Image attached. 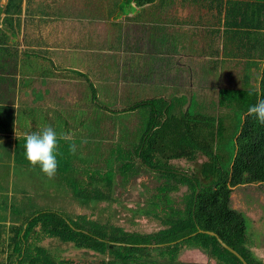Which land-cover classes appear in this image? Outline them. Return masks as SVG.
<instances>
[{
    "label": "trees",
    "instance_id": "obj_1",
    "mask_svg": "<svg viewBox=\"0 0 264 264\" xmlns=\"http://www.w3.org/2000/svg\"><path fill=\"white\" fill-rule=\"evenodd\" d=\"M134 1L141 7L154 4L157 0ZM2 2L3 0H0V24L3 28H12L14 25L11 16L22 13L23 0H8L6 4ZM227 2L229 6L230 3ZM256 12L264 17V0L259 2ZM226 13V17L230 19L229 8L226 9ZM251 13L252 11L248 12L245 8L244 13H240L238 23L231 27L239 28L236 31L239 34L248 27H257V24L248 25L251 23L250 17H253ZM242 34H248V31ZM254 51L255 54L246 53L249 59L244 62V69L251 71L253 68H260L258 85L250 83L252 76L247 72L243 88L219 90L218 105L233 113L229 123H227L229 116H215L198 110L195 96L190 99V105L185 111L183 106L186 98L183 96L172 101L162 97L142 100L125 109L111 111L113 114L141 112L142 128H139L138 143H132L129 158L123 152L121 154L113 152L111 157L115 158V161L107 159V170L104 173H94L90 177L94 183L103 182L108 192L96 187L88 189L85 186L87 182L83 180V183L81 182L83 187L76 186L70 177L71 173L67 175V183L73 188L77 187V190H74L75 196L90 204L111 199V188L117 173L124 181L139 175L141 169L154 173L161 183L149 200V208L142 209L141 213L146 212L149 216L159 219L163 228L147 234L132 233L119 226L104 225L85 215L71 217L69 214L51 209H36L23 216L22 224L12 229L13 236L8 248L12 250L13 255L8 257V263H79L73 259L52 258L48 249L39 245L40 239L46 237L71 243L79 249L114 256V260L109 262L101 260L100 264H115L116 261L127 263L130 257L125 255V252L151 249L167 252L171 259L175 260L185 246L207 252L220 264H244L235 254L222 246L220 238L236 250L248 264H263L247 247V216L232 207V194L235 188L264 184V124L248 111L252 104L264 97V49L260 52ZM93 97V101L97 99L95 88ZM99 108L107 109L102 106ZM69 141L58 137L57 173L61 172L64 175V171H70V164L65 161L70 154ZM24 143L25 137L17 141L16 155L21 158L22 163L31 164L26 159ZM199 155L205 156L207 161L198 167L196 173L179 172L170 164L171 160L176 159L195 162ZM117 164L119 167L116 170ZM180 186H187L190 192L184 196L183 205H176L171 194L178 191ZM199 230L214 232L219 238L200 233ZM174 262L176 263L172 261L170 264Z\"/></svg>",
    "mask_w": 264,
    "mask_h": 264
},
{
    "label": "crops",
    "instance_id": "obj_2",
    "mask_svg": "<svg viewBox=\"0 0 264 264\" xmlns=\"http://www.w3.org/2000/svg\"><path fill=\"white\" fill-rule=\"evenodd\" d=\"M7 1L3 0L2 3L6 4ZM200 1L157 0L154 4L140 7L134 0H23L22 13L11 16L14 26L3 28L0 24V264H9L8 257L13 255L8 248L13 236L12 229L21 225L23 216L38 206L31 203L32 196L35 198L39 192L26 189L25 184L21 186L20 180L23 173L32 175V171L42 170L38 165L22 163L16 155L17 141L24 138L26 133L47 126H53L58 131L54 115L63 108L73 115L71 119L62 118L69 133L60 137L71 140L75 137V133L71 132L76 130L71 123L75 118L74 109L78 111L80 107L81 112L86 110L88 113L94 103L93 93L90 96L89 92L81 90V82L75 76L35 74V61H42V57L33 52L61 54L71 51L95 55L105 52L100 64L102 68L104 64L111 63L109 54L115 49L116 53L121 50L119 41L125 43L126 39L127 47L122 55L124 66L130 69L127 78L138 75L139 72L132 67L141 65V71H144L143 75L140 74L141 82L151 84L174 82L180 73L184 74L183 69L180 72L181 65L183 68L187 64L193 65L188 76L190 81H195L191 75L194 76L200 52L209 63L215 61L214 66L239 59L245 67L244 62L249 59L247 52L255 54L254 50L260 52L264 49V17L256 12L261 0H202L205 2L202 6ZM179 8L191 11L188 20L185 17L179 19ZM228 8L231 10L230 19L226 17ZM245 8L248 12L252 11L250 15L253 14L248 25L257 24V27H248L239 34L236 32L239 28L231 26L238 23L240 13L243 14ZM118 30L120 33L116 34ZM247 31L248 34H242ZM48 58L56 61L53 55ZM92 61L88 59V62ZM180 61L185 63L180 64ZM24 67L25 72L22 73ZM87 68L88 75L96 80L89 64ZM210 68L208 63L201 66L207 75L215 72ZM56 74L59 72L56 71ZM69 100H72V108ZM81 100L87 102L86 105H82ZM46 176H43L46 180H58L57 173L50 179ZM50 196L57 202L50 200L52 203L49 207L38 206V209L59 210V196ZM48 252L52 258H57L54 253ZM98 254L103 258L95 262L66 259L76 260L79 262L77 264H100L101 260H114L109 253ZM124 254L130 260L127 263L116 261L115 264H170L172 261H176L172 264H220L196 247H183L175 260L171 259L169 253L158 249Z\"/></svg>",
    "mask_w": 264,
    "mask_h": 264
},
{
    "label": "rangeland",
    "instance_id": "obj_3",
    "mask_svg": "<svg viewBox=\"0 0 264 264\" xmlns=\"http://www.w3.org/2000/svg\"><path fill=\"white\" fill-rule=\"evenodd\" d=\"M204 1H200L201 6L205 4ZM177 12L179 13V19L185 17L186 20L189 19L191 13L186 8H179ZM115 33L119 34L120 30ZM126 42L127 40L125 39ZM125 43L119 41L121 52L118 51L116 53L115 49V52L109 54L108 58L111 63L104 64L102 68L100 64L104 57L102 54L105 52L98 53V55L71 51H64L61 54L60 52L47 51L33 52V54L42 57V61H39V59L35 61V66H33L35 74L38 76H75L81 82L79 83L80 89L89 92L90 96L93 93V89H96L97 99L92 103L88 113L86 110L81 112L80 107H78V111L73 107L75 118L71 120V123L73 129L76 130L71 133H75V137L68 142V152L70 154L69 157L65 158V161L70 164V171H64L65 175L58 172V180H46L43 177L45 175L43 171H32V175H29V173L24 175L23 173L20 181L21 186L25 184L24 187L26 189H36L39 192L35 198L32 196V206L38 205L39 207L46 208V206L49 207L52 203L50 200L57 202L55 198L52 199L51 194L59 196V202L57 203L59 206L58 212L66 215L69 214L71 217L85 215L89 219L98 221L104 225H115L122 227L127 232L147 234L157 232L163 228L159 219L149 216L146 212L141 213L142 209L149 208V200L152 194L156 193V187L161 183L157 180L154 173L145 172L141 169L139 175L129 177L125 181L117 173L114 185L111 188V199L90 204L84 203L83 199L79 197L78 199L74 194V190L77 187L73 188L67 183V175L71 173L70 177H72L76 186L83 187L81 184L83 180L87 182L85 186L88 189L96 187L108 192V188L105 187L103 182L94 183L90 177L94 173H104L107 170V159L115 161V158L111 157V153L113 152L116 154L123 152L129 158L132 143H138L139 128H142L141 112L127 111L113 114L114 112L111 111L114 109H125L149 98L164 97L168 101H172L174 98L182 96L186 98V103L183 106V110L185 111L190 105V99L192 96H195L198 110L215 116H229L227 120V123H229L233 117V113L229 109L218 105L219 90L221 88H243L244 77L247 72L252 76L250 83L256 86L259 82L261 70L260 68H253L251 71H246L239 59L233 63L229 61L225 65L214 66L213 63L215 61L212 64L209 63L203 53L200 52L198 54L197 68L195 69L196 74L194 73V76L193 74L191 75L195 81H190L188 73L189 71L191 72L190 68L193 69V65L189 66L188 64L183 68L181 65L180 72L183 69L184 74L180 73L174 82L142 83L140 74L143 75L144 71H141V65L132 67L139 73L133 76V78H129L133 81H128L127 76L130 69L124 66L125 59L122 55L124 53L123 50L125 51V47H127ZM62 48L64 50L65 47L62 46ZM51 55L56 58L55 62H52L48 58ZM44 56H47V58ZM89 58L91 61L92 59L95 60L88 62ZM99 58H101V61ZM96 60L99 64H94V62L97 63ZM181 63L185 62L180 61ZM203 63H208L209 67H211L210 69H213L215 72L207 75V72H203L201 69ZM88 64L96 80H93L88 75ZM21 71L22 73L25 72V67ZM56 71L59 74H56ZM79 73L83 75L81 76ZM80 102L82 105H86L87 103L83 100ZM65 104H67V101ZM69 106L72 108V100H69ZM99 106L106 107L107 109H100ZM92 110L93 112L91 113ZM176 111L178 113L179 109ZM36 113L40 114L39 112ZM72 115L73 113L66 108L61 109L59 113L54 115L58 137L67 136L69 133L64 127L65 121H62V118L71 119ZM70 144L76 145L75 151L72 150ZM205 161H207V158L199 155L195 162L186 159H176L171 160L170 164L179 172L192 174L196 173L198 167ZM118 167L119 164L116 165V170ZM77 171L78 173L76 174L75 172ZM46 178L50 179L53 177L46 176ZM82 191H84V188ZM189 192L190 190L187 186H180L178 191L171 194V198L176 205H183L184 196ZM57 193L61 195H57ZM38 206L36 209H38ZM232 207L247 216V247L253 253V256L264 264V184H253L235 188L232 194ZM39 209L41 210V208ZM45 239L47 238L43 237L40 239L39 245L45 246L50 252L54 253L57 256L55 258L57 260L74 258L95 262L103 258L97 252L76 248L71 243H63L56 239L44 241Z\"/></svg>",
    "mask_w": 264,
    "mask_h": 264
},
{
    "label": "clouds",
    "instance_id": "obj_4",
    "mask_svg": "<svg viewBox=\"0 0 264 264\" xmlns=\"http://www.w3.org/2000/svg\"><path fill=\"white\" fill-rule=\"evenodd\" d=\"M248 111L254 114L255 118L264 124V97L252 104ZM58 133L53 126H47L37 131L25 134V156L34 166L38 165L41 170L52 177L58 170L57 158ZM73 151L76 145L72 144Z\"/></svg>",
    "mask_w": 264,
    "mask_h": 264
},
{
    "label": "water",
    "instance_id": "obj_5",
    "mask_svg": "<svg viewBox=\"0 0 264 264\" xmlns=\"http://www.w3.org/2000/svg\"><path fill=\"white\" fill-rule=\"evenodd\" d=\"M200 233H207L209 235L212 236H216L218 237V235L214 232H210V231H203V230H199ZM219 238V237H218ZM220 243L222 244L223 247H225L227 250H229L230 252H232L233 254H235L244 264H248V262L233 248H231L230 246H228L226 243H224L220 238H219Z\"/></svg>",
    "mask_w": 264,
    "mask_h": 264
}]
</instances>
